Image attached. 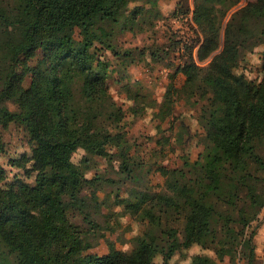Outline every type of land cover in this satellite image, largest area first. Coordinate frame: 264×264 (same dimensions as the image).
<instances>
[{"label":"trees","instance_id":"16d2710c","mask_svg":"<svg viewBox=\"0 0 264 264\" xmlns=\"http://www.w3.org/2000/svg\"><path fill=\"white\" fill-rule=\"evenodd\" d=\"M240 1L193 0L202 33L196 57L195 44L176 32L169 43L152 37L141 48L124 44L127 32L154 31L163 18L159 0H0V40L14 57L43 53L29 85L0 58V152H6L3 131L11 123L25 127L31 147L30 154L8 158L23 176L8 181L0 162V264H157L158 255L168 264L194 245L217 251L245 245L254 258L250 228L264 206V80L239 69L238 52L246 48L231 33L216 52L224 21ZM190 9L189 0H177L174 13ZM259 17L264 0H249L231 13L229 26L247 33ZM105 51L116 58L128 107L109 92L113 70ZM211 55L207 65L199 64ZM146 57L175 67L162 101L129 71ZM262 57L264 66V50ZM169 59L176 63H165ZM178 74L185 77L182 85ZM77 75L85 100L73 86ZM179 101L200 105L195 134L203 149L180 165L147 164L129 128L154 109L161 121L172 117L166 142L186 146L192 135L185 121L176 125ZM80 148L85 155L76 162ZM97 156L113 163L89 176ZM156 170L161 183L151 177ZM101 190L99 205L111 213L121 205L142 224L130 250L87 252L88 237L102 227L91 219L88 201Z\"/></svg>","mask_w":264,"mask_h":264},{"label":"rangeland","instance_id":"374dc122","mask_svg":"<svg viewBox=\"0 0 264 264\" xmlns=\"http://www.w3.org/2000/svg\"><path fill=\"white\" fill-rule=\"evenodd\" d=\"M177 0H159V6L163 13V18L157 22V25L152 33L133 34L127 32L123 37V42L127 46L141 48L145 43L149 42L152 37L158 39L161 43H169L171 39L179 36L190 37L191 42L195 44L194 51L196 52L201 44L199 33L192 26L190 19H185L179 23H173L171 18L176 14ZM249 0H241L226 17L222 29V43L216 52H220L224 45L226 32L231 33L234 42L245 46L246 50H240L238 56L240 57V68L245 73L254 79L264 80V66H263V50H264V17L255 19V22L247 33L240 32L236 27L229 26V17L231 13L240 8H244ZM190 5L193 6V0H189ZM75 36L81 39L79 29H75ZM215 52V53H216ZM103 57L111 64L112 76L109 77V92L114 96L117 102L128 107L130 101L127 100L126 94L120 91V84L116 80L117 74L115 72L116 58H114L109 51L103 52ZM42 49H38L33 57L24 58L22 55L14 57V51L8 44L0 40V58L4 65L9 67L14 66L22 76V83L29 85L32 79V70L37 60L42 57ZM212 59V55L203 61L198 60L199 64L207 65ZM174 60H166L165 63L173 62ZM175 62V61H174ZM176 63V62H175ZM175 67L170 69L173 71ZM164 64L152 62L150 58L146 57L130 65L129 71L133 79H139L144 86L156 97L159 101L163 100L164 93L169 82L170 70ZM185 77L182 74L176 76V83L182 85ZM83 78L77 75L73 86L78 95L85 100L84 90L82 86ZM12 109L16 106L10 104ZM101 107L106 108L107 104L102 103ZM200 105H193L179 101L175 106L174 116L177 117L176 125L183 120L190 127L191 131L187 133L192 135L188 140L186 146L177 144L176 142L167 143L166 137H170L171 130L169 128L170 120L161 121L154 117V109H148L144 116L137 119L136 123L129 128V134L136 140L137 150L146 163L156 164L165 163L170 166H176L183 163V158L190 155L196 158L199 151L203 149L200 144V139L196 136L201 125L198 122V114ZM3 137L6 144V152H0V162L8 171V181L12 180L16 174L23 176L24 171L21 168L10 165L9 157H19L23 153H31L29 143V134L24 126L16 123H11L4 129ZM161 141V142H160ZM85 151L80 148L74 155L73 159L79 162ZM94 166L88 171L89 176H93L96 172H106L110 170V165L113 162L106 158L97 156ZM155 168V165L153 166ZM110 173V172H109ZM113 174V173H111ZM151 175L155 183H161L164 177L158 170L152 172ZM29 180L33 181V178ZM104 192L98 191L92 195L88 201V211L91 214L93 222L101 227V231L88 237L89 248L87 252H94L98 254H106L113 248L130 250L132 248V238L142 229L140 224L133 215L123 213L121 205H114L110 209L106 206L99 205ZM127 195V192H123ZM80 220V218H77ZM115 226L111 229L110 226ZM255 229L254 245L255 256L253 259L248 257V247L243 245L238 249L224 248L221 251L215 249H202L198 245L192 246L185 253H176L168 262V264H264V206L259 212L256 220L252 222L250 230ZM157 264H166L161 255L156 257Z\"/></svg>","mask_w":264,"mask_h":264},{"label":"built area","instance_id":"2783aa9c","mask_svg":"<svg viewBox=\"0 0 264 264\" xmlns=\"http://www.w3.org/2000/svg\"><path fill=\"white\" fill-rule=\"evenodd\" d=\"M190 19V22L191 24H193L192 26L197 30V32L199 33V37L200 39H202V33L199 29V27L196 25L194 19H193V6H191V9L187 12V13H180L178 15H175L171 18V21L173 23H179L180 21H183L185 19ZM177 33V32H176ZM181 38L185 39L186 41H190L191 42V39L190 37H186V36H180ZM195 50V49H194ZM194 54L196 56V52L194 51ZM197 57V56H196Z\"/></svg>","mask_w":264,"mask_h":264}]
</instances>
